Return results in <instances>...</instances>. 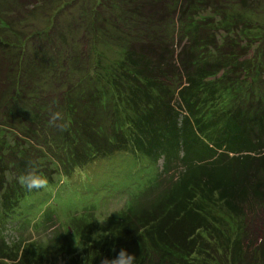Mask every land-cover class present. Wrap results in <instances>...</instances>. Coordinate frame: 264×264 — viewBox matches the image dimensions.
<instances>
[{"label":"trees","instance_id":"1","mask_svg":"<svg viewBox=\"0 0 264 264\" xmlns=\"http://www.w3.org/2000/svg\"><path fill=\"white\" fill-rule=\"evenodd\" d=\"M53 1L57 23L26 38L15 26L50 0H0V224L43 190L18 183L29 161L49 186L121 153L179 179L101 229L76 220L81 251L66 237L54 256L29 246L19 258L0 234V264H100L121 248L135 264H264V28L242 14L261 0ZM64 11L75 25L58 24ZM67 28L116 44L118 58L94 43L84 60ZM55 111L66 130L49 125Z\"/></svg>","mask_w":264,"mask_h":264},{"label":"rangeland","instance_id":"2","mask_svg":"<svg viewBox=\"0 0 264 264\" xmlns=\"http://www.w3.org/2000/svg\"><path fill=\"white\" fill-rule=\"evenodd\" d=\"M63 1L67 2V0ZM24 3L26 4L27 1H24ZM55 4V1L50 0V3L47 2L38 7V9H31L29 13H26L28 15L25 18L27 19L26 23L20 26L18 22L15 29L21 30L26 38L35 32L50 29L53 21L55 24L57 23L54 19V11H52ZM232 8L233 6L230 5L226 10L232 12ZM16 9H20V13L25 15L23 8L17 6ZM245 13L246 15L242 14L250 18L255 27L264 28V0L258 2L257 5H254L251 10ZM70 14V11L60 13L58 24L65 26L75 25L77 23L75 19H77L78 15L74 17ZM203 16L205 20L210 18L213 23L219 20V17L214 16L211 11L204 13ZM13 18H16V16H13ZM74 31L75 33L72 36L67 28L66 35H69V39L71 38L74 44H80L79 53L80 56L83 55L84 60L97 58L95 53L91 54L93 52L91 48L94 46V43H96L95 48L101 54L103 53L102 56L109 59L118 58L119 47L116 44H105L101 40L95 39L93 33L81 36L77 34V30ZM219 34L221 33L219 32ZM255 34L259 37L261 33L256 32ZM19 45H22V42H19ZM24 48V45L20 46L18 51L20 52ZM31 51H34V49ZM254 55L255 51H253L252 57ZM103 61L108 64L110 63V61ZM152 163L146 158L124 153L114 155L109 159L99 160L84 168L88 174L86 181L82 182L78 178L72 179V175L69 177L68 183L60 184L55 181V184L48 186L47 190L43 189L24 199L18 209L23 218L21 217L20 222L17 221L18 223L15 224H7V222L0 224V234L9 246L16 244L15 248L20 253L18 255L19 258L24 255L26 248L29 246L45 249L50 252V256H54L59 251V242L63 241L66 237L70 239V242L76 245L78 243V250L81 251L80 240L78 241L75 237L73 238L75 231L73 226L76 220H85L84 216H91L95 221L97 213L102 212L107 214L113 210L116 213H113L111 216L116 217L127 206L130 199L134 200L137 195L140 197L148 195L150 197L148 202H150L162 194L172 181L176 182L179 179L176 171L172 175L166 173L162 162L159 164ZM184 170L186 169L184 168ZM157 172L161 174L159 181H157V186L151 192L142 194V191L151 182V179L155 177ZM105 219H107V215H105ZM95 223L98 226L96 227L97 229H101L105 224L102 225L99 221H95ZM51 260H54V258ZM60 264L63 263L61 262Z\"/></svg>","mask_w":264,"mask_h":264},{"label":"clouds","instance_id":"3","mask_svg":"<svg viewBox=\"0 0 264 264\" xmlns=\"http://www.w3.org/2000/svg\"><path fill=\"white\" fill-rule=\"evenodd\" d=\"M49 125L60 127L61 130H66L68 127V124L64 122V116L60 111L50 113ZM77 178L82 182L86 181L88 178L87 170L80 167L75 168L73 170L72 179ZM17 179L18 183L28 191L41 189L47 190L49 186L48 178L39 173L36 161H29V170L20 175ZM54 179H56V181L60 184L68 183L70 180V178L62 171L56 177H54ZM113 213H116V211L113 210L107 214L102 212L97 213V219L95 221H99L103 225ZM105 215H107V219H105ZM95 236L96 234L94 235V238ZM113 251H115V248H113ZM135 260L136 256L134 254H130L125 248H121L114 258H102L100 264H135Z\"/></svg>","mask_w":264,"mask_h":264}]
</instances>
